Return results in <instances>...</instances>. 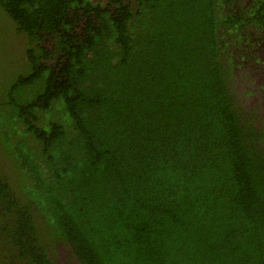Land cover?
<instances>
[{"label":"trees","instance_id":"16d2710c","mask_svg":"<svg viewBox=\"0 0 264 264\" xmlns=\"http://www.w3.org/2000/svg\"><path fill=\"white\" fill-rule=\"evenodd\" d=\"M222 1L0 0L27 41L0 100L15 253L264 264V117L226 42L248 43L264 0L245 17Z\"/></svg>","mask_w":264,"mask_h":264},{"label":"flooded vegetation","instance_id":"af4514ba","mask_svg":"<svg viewBox=\"0 0 264 264\" xmlns=\"http://www.w3.org/2000/svg\"><path fill=\"white\" fill-rule=\"evenodd\" d=\"M244 1L246 4L244 5L246 8L242 9L240 7L239 2ZM256 0H232L231 2L229 0H223L222 4H218L220 7L224 8V11L226 13H229L233 10V8L229 7V4L233 5L235 8V12L240 16L242 14L243 17H245L246 10H251L252 8H248V6L251 4L254 6ZM223 5V6H222ZM259 19H262V16L259 17ZM261 27V35L258 36L259 42L256 39L250 38L248 40L247 44H242V46H238L233 42V39L237 38V33L229 34L227 36L226 42L229 46V51L233 52V60L235 65H237L235 69V73L240 75L241 78H244V75L247 76L246 81H244L245 85L250 84V81H254V83L249 86V89L253 90L258 87L264 86V23ZM256 27V26H255ZM248 32V31H247ZM249 33V32H248ZM241 34L244 35V32L242 31ZM245 40V38H244ZM238 53L241 55L239 56ZM242 56H245L247 58L246 61L242 60ZM247 56H251L252 59L257 62L258 65H254L253 63H248L250 61ZM264 96V92H263ZM14 234L10 232L9 229L6 231H3L0 228V263L2 264H32L31 259L32 257L30 254H27V250L32 251L30 247L25 248L24 251L21 252L19 250V253L16 251V253L22 255V256H16L14 250H15V239ZM30 246V243L28 244ZM57 249H50V253L53 257V261H55V264H69L66 260H64L62 254L65 252L66 254H69L72 252L68 246H64L62 242L56 243ZM61 249V250H60ZM63 249V251H62ZM16 256V258H15ZM26 259V260H25ZM25 260V261H24ZM75 260V259H74Z\"/></svg>","mask_w":264,"mask_h":264},{"label":"rangeland","instance_id":"374dc122","mask_svg":"<svg viewBox=\"0 0 264 264\" xmlns=\"http://www.w3.org/2000/svg\"><path fill=\"white\" fill-rule=\"evenodd\" d=\"M244 30L249 32L245 40L254 38L256 39L254 44L259 42L261 28L249 25L245 26ZM26 46L24 35L18 31L15 22L0 7V100L4 98L9 83L26 60ZM62 256L69 264L76 263L75 257L70 258V254L63 252Z\"/></svg>","mask_w":264,"mask_h":264},{"label":"clouds","instance_id":"9594fccd","mask_svg":"<svg viewBox=\"0 0 264 264\" xmlns=\"http://www.w3.org/2000/svg\"><path fill=\"white\" fill-rule=\"evenodd\" d=\"M245 35V34H244ZM246 38V36H245ZM248 59L250 61H248V63H253L254 65H258L257 62H255L251 56H247ZM242 60L246 61L247 58L245 56H242ZM264 75V73H263ZM253 94L252 96L248 97L251 98L252 103H258L260 105L259 108H257L258 113H261L260 115L262 117H264V96H263V92H264V86L262 87H258L252 90ZM261 100V101H260Z\"/></svg>","mask_w":264,"mask_h":264}]
</instances>
